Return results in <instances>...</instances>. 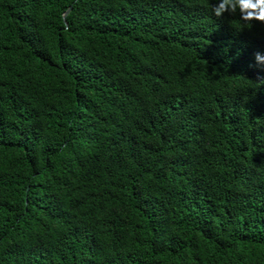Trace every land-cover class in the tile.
I'll use <instances>...</instances> for the list:
<instances>
[{
	"label": "trees",
	"instance_id": "trees-1",
	"mask_svg": "<svg viewBox=\"0 0 264 264\" xmlns=\"http://www.w3.org/2000/svg\"><path fill=\"white\" fill-rule=\"evenodd\" d=\"M211 3L0 0V264H264V22Z\"/></svg>",
	"mask_w": 264,
	"mask_h": 264
},
{
	"label": "clouds",
	"instance_id": "clouds-1",
	"mask_svg": "<svg viewBox=\"0 0 264 264\" xmlns=\"http://www.w3.org/2000/svg\"><path fill=\"white\" fill-rule=\"evenodd\" d=\"M237 10L240 19L246 24L264 22V0H215V3H211V12L216 17L225 12L234 14ZM254 61L257 66H264V53L256 51Z\"/></svg>",
	"mask_w": 264,
	"mask_h": 264
},
{
	"label": "water",
	"instance_id": "water-1",
	"mask_svg": "<svg viewBox=\"0 0 264 264\" xmlns=\"http://www.w3.org/2000/svg\"><path fill=\"white\" fill-rule=\"evenodd\" d=\"M70 9H71V6L63 13L62 17H63L65 24H67L65 18H66V15L68 14V12L70 11Z\"/></svg>",
	"mask_w": 264,
	"mask_h": 264
}]
</instances>
